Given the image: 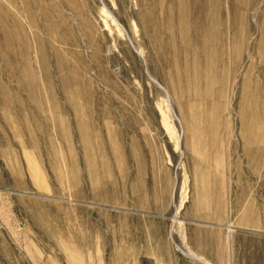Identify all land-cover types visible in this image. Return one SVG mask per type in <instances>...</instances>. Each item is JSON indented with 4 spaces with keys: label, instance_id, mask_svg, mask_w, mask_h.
I'll return each instance as SVG.
<instances>
[{
    "label": "rangeland",
    "instance_id": "rangeland-1",
    "mask_svg": "<svg viewBox=\"0 0 264 264\" xmlns=\"http://www.w3.org/2000/svg\"><path fill=\"white\" fill-rule=\"evenodd\" d=\"M0 264H264V0H0Z\"/></svg>",
    "mask_w": 264,
    "mask_h": 264
},
{
    "label": "bare ground",
    "instance_id": "bare-ground-1",
    "mask_svg": "<svg viewBox=\"0 0 264 264\" xmlns=\"http://www.w3.org/2000/svg\"><path fill=\"white\" fill-rule=\"evenodd\" d=\"M181 1V0H179ZM196 9V12H199V11H202L201 8L198 9V8H195ZM181 13H180V17L181 18H184L185 16V11L184 9H181L180 10ZM194 17V22H193V31H194V34L195 36L198 37V35L200 34L201 31L203 30H206L207 33H208V38L211 40L210 42L212 43L213 42V39H214V35H215V22H214V15L212 12H209L208 13V17L206 19V22H202L200 19L197 18L196 15L193 16ZM159 29H167L168 31V43L170 44L171 43V40H172V35H171V32H170V25H163V24H160L159 25Z\"/></svg>",
    "mask_w": 264,
    "mask_h": 264
}]
</instances>
